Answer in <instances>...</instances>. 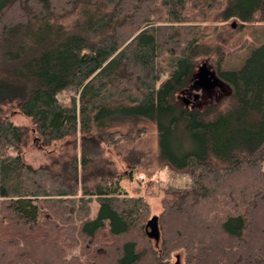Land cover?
Returning a JSON list of instances; mask_svg holds the SVG:
<instances>
[{"label":"trees","instance_id":"trees-1","mask_svg":"<svg viewBox=\"0 0 264 264\" xmlns=\"http://www.w3.org/2000/svg\"><path fill=\"white\" fill-rule=\"evenodd\" d=\"M210 18L264 24V0L0 4V264H264V44L222 69ZM200 57L229 93L188 108L177 93ZM150 125L155 161L188 180L162 188L157 241L148 202L120 183L149 159L126 145ZM32 139L54 146L38 166L23 158Z\"/></svg>","mask_w":264,"mask_h":264},{"label":"rangeland","instance_id":"rangeland-1","mask_svg":"<svg viewBox=\"0 0 264 264\" xmlns=\"http://www.w3.org/2000/svg\"><path fill=\"white\" fill-rule=\"evenodd\" d=\"M3 1L4 0H0V4ZM199 25L202 27V32L206 33L207 37L205 40L208 43H212L215 46L219 45L222 47V50L227 51L221 65V68L225 70L241 69L252 52L264 44V24L258 21L241 23L239 20L229 19L226 22H218L210 18L205 22L199 23ZM245 40L247 41V45L244 48L236 50V52H231L241 45V43H245ZM211 58L212 57H200L197 59L196 68L189 86L177 93L178 102L183 103V98L188 99L186 104L183 103L184 106L188 108H202L208 103L223 100L229 93V87L216 76L215 67ZM203 63H206L211 73L215 75V78L219 82L218 87L208 90L195 84V74ZM72 95L71 91L64 90L59 93L58 96L61 102L68 103ZM10 119L17 125H23L26 127L30 125L28 118L18 112L11 113ZM180 142H183L184 146H187L188 138L185 133L177 135L174 145ZM126 147L143 148L149 158L148 160H145L137 170H135L131 178L124 176L120 183L127 190L129 195L142 196L145 198L150 207V220L152 216H157V213L160 211L162 188L168 184L185 186L188 180L186 176L174 175L166 169H162L160 164L155 161L156 138L153 125L149 126L147 134L141 141L128 143ZM53 149L54 146H45L42 145L40 141L32 139L24 149L23 158L27 163L33 166H38L45 162L47 153ZM123 151L124 148L121 147L113 150V159L115 160L117 171L123 172L126 175L124 163L121 162L122 155L120 153ZM148 221V235L153 240L157 241L158 231H153V228L148 225ZM74 253L78 252L75 250ZM170 264H182V260H180L178 255L175 254L172 257Z\"/></svg>","mask_w":264,"mask_h":264},{"label":"water","instance_id":"water-1","mask_svg":"<svg viewBox=\"0 0 264 264\" xmlns=\"http://www.w3.org/2000/svg\"><path fill=\"white\" fill-rule=\"evenodd\" d=\"M195 84L201 88L211 90L219 86V82L215 78V75L211 73L206 63H203L195 74ZM157 216H152L148 221V225L153 228V231L156 229Z\"/></svg>","mask_w":264,"mask_h":264}]
</instances>
